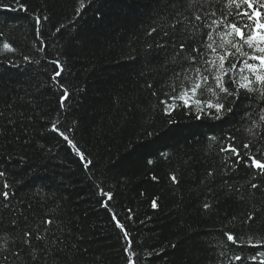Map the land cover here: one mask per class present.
Masks as SVG:
<instances>
[{
	"label": "trees",
	"instance_id": "16d2710c",
	"mask_svg": "<svg viewBox=\"0 0 264 264\" xmlns=\"http://www.w3.org/2000/svg\"><path fill=\"white\" fill-rule=\"evenodd\" d=\"M227 2L0 0V193H8L0 195V264L264 260V175L221 151L233 144L264 160V101L228 97L233 112L221 120H198L184 107L165 115L161 103L195 79V67H207L206 34L219 43L224 26L204 25L234 22ZM201 98L215 99L206 90Z\"/></svg>",
	"mask_w": 264,
	"mask_h": 264
},
{
	"label": "snow or ice",
	"instance_id": "6c2138e0",
	"mask_svg": "<svg viewBox=\"0 0 264 264\" xmlns=\"http://www.w3.org/2000/svg\"><path fill=\"white\" fill-rule=\"evenodd\" d=\"M19 3V0H17ZM191 5L192 0H189ZM227 7H233L236 9L234 15L236 17L234 22H227L225 19L216 20L213 19L211 24L205 23V28H210L215 26L219 28L221 25L224 26L223 31H218L216 35L219 37V43L213 36V31H209L206 34V40L203 42L202 47L206 50H210L212 58L204 59L203 63L207 65L206 68L202 70L201 67H195L193 71L195 72V79L187 86L181 85L179 92L173 88V94L168 97V100L161 101L165 105V115H171L172 112L177 107H184L189 110L193 108L196 111V119H201L204 115H210L214 120H221L229 113L233 112V107L227 105L224 101L228 97H234L232 103H235V100H238L241 94H254L258 93L262 101H264V0H228ZM23 8V5H21ZM84 5L81 3V8ZM175 7V5H173ZM80 11L79 9L77 10ZM179 15V13H178ZM212 16H215V13H211ZM233 15V13H229ZM186 19V18H185ZM202 16L194 13V21H201ZM36 23H40V19H36ZM156 29H152V32H155ZM191 34L188 39L191 40L195 36V31L190 30ZM149 33V35L152 34ZM168 32H164V36H168ZM157 47L163 48L164 45L158 44ZM186 43H181L179 48L181 51L186 50ZM245 47L250 51H245ZM3 49L11 51V46L7 43L3 44ZM220 49L221 51H218ZM234 50V51H233ZM192 52H199V49L195 46L191 49ZM238 54L239 59L238 63H232L229 66H226V62L232 56ZM190 62H195V56L186 57ZM27 59V57L25 58ZM56 65L57 69L61 68L59 61H52ZM208 73V74H206ZM211 74V75H209ZM61 71H55L53 79L59 77ZM209 79L214 81V86H208ZM234 86V87H233ZM203 90H206L211 97L215 99H202ZM222 94V95H221ZM67 92L65 91L62 96V107L63 100L67 98ZM249 99L251 96L248 97ZM171 101L169 103L168 101ZM260 120L264 121V109H261ZM53 130H56L55 124L53 125ZM251 132V129H248ZM63 139L73 148V150L80 156L81 160L84 161V166L88 167L90 161H86L82 152L76 147L74 142L67 136L61 133ZM209 139H215L210 137ZM249 144L245 143L243 147L245 149L249 148ZM222 152L230 153L235 156L237 159L236 164H239L243 161L245 167H250L255 169L260 175H264V160L258 159L254 155H248L244 153L243 155L239 149L233 145L229 144L226 147L221 148ZM166 155V154H165ZM244 156H247V159H244ZM152 161L149 160V164ZM211 174V173H210ZM4 173L0 172V176H3ZM173 182H176V177H172ZM5 188L8 187L7 184L4 185ZM252 188H257V184H252ZM3 195L4 199H8V193H0ZM101 195L107 196L111 199V193H105L101 189ZM7 207V205H5ZM152 207L156 208L157 203L154 200L152 202ZM208 204L204 205V208L207 209ZM115 219V217H114ZM249 220L252 219L250 215ZM45 224H52V220H45ZM118 227L122 228V225L117 223ZM47 231V229H45ZM31 233H25V244H29L27 237ZM224 235L227 237V241L236 243L237 238L230 232H225ZM37 240L43 239L42 236L37 235ZM29 247L31 245L29 244ZM35 249H33L29 254L32 256L33 260L37 259L35 255ZM259 255V253H257ZM257 257L253 256L251 259L255 260ZM241 256L237 255L234 257V260H241ZM260 264H264V260L260 261Z\"/></svg>",
	"mask_w": 264,
	"mask_h": 264
}]
</instances>
